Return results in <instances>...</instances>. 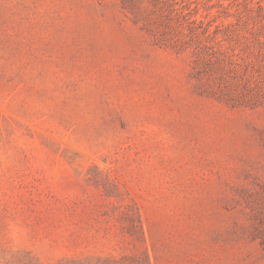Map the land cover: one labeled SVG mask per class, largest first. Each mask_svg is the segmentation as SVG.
I'll use <instances>...</instances> for the list:
<instances>
[{"label":"rangeland","instance_id":"rangeland-1","mask_svg":"<svg viewBox=\"0 0 264 264\" xmlns=\"http://www.w3.org/2000/svg\"><path fill=\"white\" fill-rule=\"evenodd\" d=\"M0 264H264V0H0Z\"/></svg>","mask_w":264,"mask_h":264},{"label":"trees","instance_id":"trees-1","mask_svg":"<svg viewBox=\"0 0 264 264\" xmlns=\"http://www.w3.org/2000/svg\"><path fill=\"white\" fill-rule=\"evenodd\" d=\"M205 58L198 56L197 60H195V63L198 64V61H203ZM234 106V105H232Z\"/></svg>","mask_w":264,"mask_h":264}]
</instances>
